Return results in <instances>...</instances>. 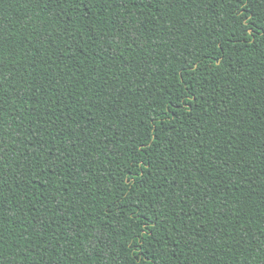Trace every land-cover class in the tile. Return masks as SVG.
Masks as SVG:
<instances>
[{"label": "trees", "instance_id": "obj_1", "mask_svg": "<svg viewBox=\"0 0 264 264\" xmlns=\"http://www.w3.org/2000/svg\"><path fill=\"white\" fill-rule=\"evenodd\" d=\"M0 264H264V0H0Z\"/></svg>", "mask_w": 264, "mask_h": 264}]
</instances>
